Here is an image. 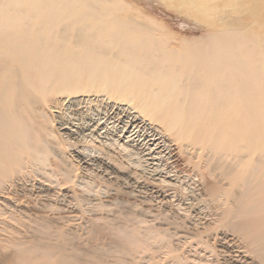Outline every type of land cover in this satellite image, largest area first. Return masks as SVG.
Instances as JSON below:
<instances>
[{"label": "bare ground", "instance_id": "1", "mask_svg": "<svg viewBox=\"0 0 264 264\" xmlns=\"http://www.w3.org/2000/svg\"><path fill=\"white\" fill-rule=\"evenodd\" d=\"M216 5L175 45L118 0H0V264H264V0Z\"/></svg>", "mask_w": 264, "mask_h": 264}, {"label": "rangeland", "instance_id": "2", "mask_svg": "<svg viewBox=\"0 0 264 264\" xmlns=\"http://www.w3.org/2000/svg\"><path fill=\"white\" fill-rule=\"evenodd\" d=\"M219 1L220 0H118V2L122 6H125V5L130 6L133 10L132 14L135 17H138L140 20L146 21L148 18H152L156 20V22L160 26L165 28V32L168 34V36L178 38L177 40H173L175 45H178L183 38H191L193 36L200 37L204 32L211 29L212 26L220 27L221 24L224 23L222 22V19H221L222 18L221 15L223 13L224 7L222 9H220L219 6L216 7L217 6L216 4H218ZM215 20H217V23H214ZM219 22L221 24H219ZM208 26L211 28H207ZM166 137H167V140L169 141L170 137L168 136ZM162 139L165 140L164 142H167L165 143V146L166 147L167 145L169 146L165 149L164 152L162 151V154L166 153V155L165 156L161 155L158 157L155 156L157 157L156 161L155 160L152 161L153 156H154L153 153H155L157 150H160V149L162 150V148L159 147L158 149H154L152 155H146V156L144 155V157L149 156L147 158H152L151 160L150 159L148 160V163L152 162V164L153 163L158 164V165L161 164V167L163 166L167 167L168 169L163 170L164 172L168 170L170 171L172 170L170 175L174 173L176 174L177 172H179L178 173L179 177H175L174 175L173 177L171 175V178H175L174 182L176 181L177 184L188 187L187 190L189 192V195H191L190 189H192V186L188 185L190 184L191 180H189L188 177L186 176L187 172L186 171L184 172V170H190L189 169L190 167L186 166L182 162L183 161L182 157L178 153H176L177 150L174 148V146L169 144L166 138H162ZM152 164H150V166ZM178 166L179 168H177ZM191 174H192V171H191ZM153 177L158 178V175H153ZM194 178H197V177L194 176ZM168 193L171 194V192H167V194ZM169 198H170V195H169ZM175 198L181 199V196L177 194ZM137 199L143 201L144 202L143 204L145 206H151L154 208L161 206V209L170 207L166 204L162 205L161 203L157 202V199L154 201L152 200L153 202L150 200L151 202H149V199L148 197L146 198V195H144L143 198L139 197ZM155 201L158 204L157 203L155 204ZM174 243H180V242H176L175 240ZM154 256L156 257V255ZM154 256H151V258H148L146 257V255H138L135 260H137L139 264H167L165 261H162L157 257L154 258ZM153 261H156V262H153Z\"/></svg>", "mask_w": 264, "mask_h": 264}]
</instances>
